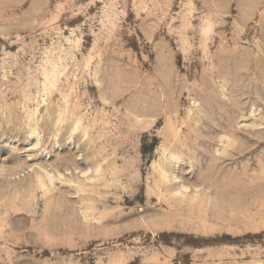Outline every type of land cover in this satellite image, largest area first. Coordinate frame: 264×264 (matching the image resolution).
<instances>
[{
    "label": "rangeland",
    "instance_id": "374dc122",
    "mask_svg": "<svg viewBox=\"0 0 264 264\" xmlns=\"http://www.w3.org/2000/svg\"><path fill=\"white\" fill-rule=\"evenodd\" d=\"M0 264H264V0H0Z\"/></svg>",
    "mask_w": 264,
    "mask_h": 264
},
{
    "label": "bare ground",
    "instance_id": "6f19581e",
    "mask_svg": "<svg viewBox=\"0 0 264 264\" xmlns=\"http://www.w3.org/2000/svg\"><path fill=\"white\" fill-rule=\"evenodd\" d=\"M182 188H185V189H184L185 191H187V190H188V188H186L185 186H182Z\"/></svg>",
    "mask_w": 264,
    "mask_h": 264
}]
</instances>
